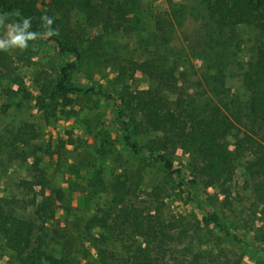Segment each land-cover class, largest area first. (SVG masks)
I'll list each match as a JSON object with an SVG mask.
<instances>
[{
	"label": "trees",
	"instance_id": "obj_1",
	"mask_svg": "<svg viewBox=\"0 0 264 264\" xmlns=\"http://www.w3.org/2000/svg\"><path fill=\"white\" fill-rule=\"evenodd\" d=\"M154 1L0 0V19L24 38H46L60 53L112 69L122 82L117 114L127 131L124 141L134 153L171 170L170 156L181 147L194 175L226 195L240 166L241 188L251 194L247 223L255 225L253 239L264 246V0H165L164 10ZM74 13L79 15L75 21ZM242 26L256 35L246 59ZM87 28L96 32L88 31L85 38ZM53 29L58 34L50 36ZM118 36H132L134 47L110 44ZM31 52L24 49L18 61H31ZM194 56L200 58L198 66ZM15 67L0 48V120L13 115V122L0 129V155L23 165L29 175L17 181L15 194L0 196V242L10 253L5 262L0 253V264H78L86 249L77 246V226L50 228L64 192L48 184L36 142L40 130L19 118L24 106L52 117L49 107L58 95L66 100L68 92L79 90L71 80L77 63L63 64L55 77L34 76L30 93L22 89ZM137 72L143 84L131 88L126 80H134ZM232 78L246 91L244 100L228 86ZM136 187L121 175L102 183L100 213L79 232L91 236L93 226L109 232L99 241L128 240L126 258L115 256L114 264H242L238 248L245 239L230 232L217 212L204 216L203 225L177 218L165 222L160 210L131 200ZM255 264H264V249Z\"/></svg>",
	"mask_w": 264,
	"mask_h": 264
},
{
	"label": "rangeland",
	"instance_id": "obj_2",
	"mask_svg": "<svg viewBox=\"0 0 264 264\" xmlns=\"http://www.w3.org/2000/svg\"><path fill=\"white\" fill-rule=\"evenodd\" d=\"M154 4L159 10L166 8L165 0H155ZM73 15V20H77L79 15ZM88 31L96 32L94 29H85V38L88 37ZM239 33L243 42L242 57L246 59L256 35L248 26L240 27ZM17 35L20 34L13 25L0 19V44L3 45L0 48L11 56L16 65L15 74L27 93L35 90L34 76L39 79L44 76L55 77L63 64L72 60L77 63L71 72V80L79 90L68 92L66 100L58 95L49 107L54 112L52 117L45 119L37 110L24 106L19 111V118L35 122L40 130L36 142L42 147L40 154L48 184L60 187L64 192L63 198L56 202L55 219L50 228L53 225L77 226L74 228L77 246L80 250L86 249L83 252L85 257H81L78 264H114L126 258L123 243L128 240L117 241L112 236V240L108 239L107 242L99 241L101 234L108 235L109 232L93 226L90 229L92 237L79 234L92 214L100 213L97 209L102 207L105 197L102 183L118 175L127 177L128 181L137 185L136 194L131 200L153 212L160 210L165 222L177 218L203 225L204 216L217 212L230 232L238 233L245 239L238 248L242 254V264H255L264 246L253 239L252 228L255 225L247 223L251 194L241 188L243 169L240 166L235 171L231 192L226 195L218 187L208 185L206 178L194 175L190 157L181 147H177L170 156L173 163L171 170L134 153L124 141L127 131L121 115L117 114V96L122 82L116 79L114 71L78 60L73 54L60 53L57 46L46 38H24L23 44L32 51L31 61H18L24 49L20 43L13 42ZM110 44L128 50L134 47V38L118 36L111 39ZM192 62L198 66L200 58L194 56ZM141 79V73L137 72L134 80L126 82L135 88L143 84ZM12 86L16 88V85ZM228 86L240 100L246 98L247 93L237 79H229ZM12 122L13 115L3 116L0 129L2 125ZM137 140L142 142L144 139ZM1 157L0 196H10L18 191L17 181L29 178V175L17 161ZM38 189L36 186L35 190ZM0 253L3 255L2 262L10 256L1 242ZM115 256L118 257L117 261Z\"/></svg>",
	"mask_w": 264,
	"mask_h": 264
},
{
	"label": "clouds",
	"instance_id": "obj_3",
	"mask_svg": "<svg viewBox=\"0 0 264 264\" xmlns=\"http://www.w3.org/2000/svg\"><path fill=\"white\" fill-rule=\"evenodd\" d=\"M4 15H7V13L6 14H4ZM43 18H47V15H45ZM32 18L31 17H29V18H27V20H25V26H27V24H28V21H30ZM52 20L53 19H48V23L49 24H51L52 23ZM58 34V31L57 30H50V32H49V35L50 36H52V35H57ZM23 40H24V37H23V35H17L15 38H14V43H20L21 44V47H22V49H26V46L23 44ZM0 47H3V45L2 44H0Z\"/></svg>",
	"mask_w": 264,
	"mask_h": 264
}]
</instances>
